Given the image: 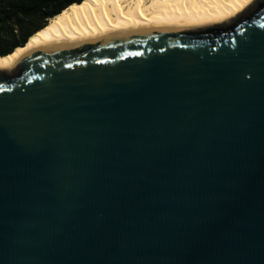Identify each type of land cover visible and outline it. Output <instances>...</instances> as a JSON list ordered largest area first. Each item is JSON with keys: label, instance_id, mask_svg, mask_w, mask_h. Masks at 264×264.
<instances>
[{"label": "water", "instance_id": "obj_1", "mask_svg": "<svg viewBox=\"0 0 264 264\" xmlns=\"http://www.w3.org/2000/svg\"><path fill=\"white\" fill-rule=\"evenodd\" d=\"M0 264H264V0L0 66Z\"/></svg>", "mask_w": 264, "mask_h": 264}, {"label": "bare ground", "instance_id": "obj_2", "mask_svg": "<svg viewBox=\"0 0 264 264\" xmlns=\"http://www.w3.org/2000/svg\"><path fill=\"white\" fill-rule=\"evenodd\" d=\"M251 0H82L49 18L22 46L0 56V66L47 41H78L111 31L160 24H189L228 18Z\"/></svg>", "mask_w": 264, "mask_h": 264}, {"label": "trees", "instance_id": "obj_3", "mask_svg": "<svg viewBox=\"0 0 264 264\" xmlns=\"http://www.w3.org/2000/svg\"><path fill=\"white\" fill-rule=\"evenodd\" d=\"M82 0H0V56L24 45L49 18Z\"/></svg>", "mask_w": 264, "mask_h": 264}]
</instances>
